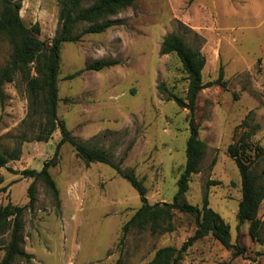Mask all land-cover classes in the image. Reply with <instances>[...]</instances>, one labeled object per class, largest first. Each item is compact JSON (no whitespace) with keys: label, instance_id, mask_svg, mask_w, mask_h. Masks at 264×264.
<instances>
[{"label":"rangeland","instance_id":"rangeland-1","mask_svg":"<svg viewBox=\"0 0 264 264\" xmlns=\"http://www.w3.org/2000/svg\"><path fill=\"white\" fill-rule=\"evenodd\" d=\"M16 1L24 24H37L39 38L49 42L58 26V0ZM113 19L118 24L103 34L62 45L58 119L78 142L105 151L121 170L133 171L149 204L171 203L190 136L189 111L172 97L186 101L188 81L177 55L159 51L167 34H182L205 59L202 81L215 82L196 99L194 123L207 149L184 200L200 207L207 194L209 207L230 226L234 248L226 249L209 234L196 240L178 264H264V245L252 241L248 223L236 228L241 180L227 153L229 144L256 125L250 141L264 150V0H136ZM10 54L0 38V68ZM99 59L120 63L86 70ZM3 93L0 151L20 149V155L0 168V207L27 205L34 179L19 172L39 171L46 161L54 162L49 172L59 191L56 201L41 180L35 181L36 201L21 217V249L29 258L18 256L13 264H148L158 249H180L194 234L195 218L175 211L171 232L132 229L121 240L123 225L141 205L138 192L109 165L87 166L67 142L57 150L59 130L47 141H36L39 119L26 118L20 75L4 85ZM244 120L249 127L240 126ZM263 170L261 158L254 171ZM258 208L264 221V200ZM8 242L9 233L0 232V261ZM237 247L242 252L233 256Z\"/></svg>","mask_w":264,"mask_h":264},{"label":"trees","instance_id":"trees-1","mask_svg":"<svg viewBox=\"0 0 264 264\" xmlns=\"http://www.w3.org/2000/svg\"><path fill=\"white\" fill-rule=\"evenodd\" d=\"M86 0H58V26L49 42L39 38L40 29L37 24L27 27L20 17V1L0 0V38H3L11 48L9 60L0 68V99H4L3 87L13 83L20 75L24 84L27 99L26 118L37 116L39 133L36 141H47L54 131L59 130L61 139L57 150L66 142L70 144L76 156L87 166L91 163H103L112 167L123 179L138 192L141 200L140 207L133 216L123 225L121 240L132 230H149L152 234H162L173 230V216L175 211L188 213L195 218L196 230L187 239L180 249L164 246L155 252L148 264H178L186 250L198 239L212 235L226 249L234 248L231 243L230 226L209 207L208 196L202 199V206H194L184 200L188 184L192 175L199 172V165L206 152L207 145L198 138V129L194 123L196 99L201 90L215 82L204 83L202 71L205 59L195 47L189 45L180 33L167 34L160 46V54L175 53L188 81L186 101L179 97H172L175 103L189 111L188 122L190 136L186 143V161L183 172L177 182V191L171 203L149 204L146 199V190L136 178L133 171H123L119 164L113 162L105 151L78 142L66 128L65 123L57 117L58 104V74L60 69L61 47L64 43L78 42L85 34H100L108 28L117 25L113 19L118 13L133 5L136 0H92L85 6ZM86 25L81 31L80 26ZM115 59L95 60L86 66V70L102 71L118 65ZM220 78L217 83H221ZM80 72L68 75L73 79ZM224 85V83H222ZM240 126L249 127L247 120ZM255 128L244 130L233 143L229 144L227 153L235 162L241 180V199L237 209V230L248 223V234L252 241L264 245L262 228L264 221L258 217V210L264 200V170L261 173L254 171V166L261 158L264 159L263 148L251 140ZM56 150V152H57ZM20 149L0 151V168L10 161L17 160ZM54 166L52 160L44 162L42 168L25 169L19 172L23 177L33 178L34 181L27 188L29 203L24 207L8 203L0 207V232L9 233V242L2 247L4 255L0 264H13L18 256L29 258L21 249L22 244V214L27 207L36 201L35 181L41 180L48 188L56 201L59 200V191L53 180L49 168ZM233 253L236 256L242 249ZM217 264H230L221 261Z\"/></svg>","mask_w":264,"mask_h":264}]
</instances>
